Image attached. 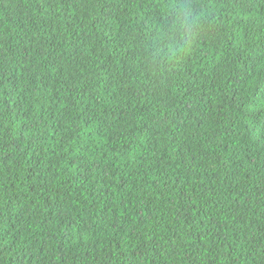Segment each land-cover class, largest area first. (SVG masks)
<instances>
[{
    "label": "trees",
    "instance_id": "1",
    "mask_svg": "<svg viewBox=\"0 0 264 264\" xmlns=\"http://www.w3.org/2000/svg\"><path fill=\"white\" fill-rule=\"evenodd\" d=\"M0 264H264V0H0Z\"/></svg>",
    "mask_w": 264,
    "mask_h": 264
}]
</instances>
